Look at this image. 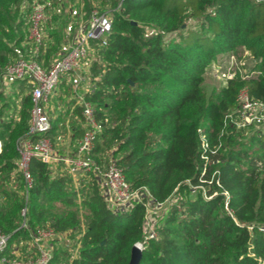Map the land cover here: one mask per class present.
Listing matches in <instances>:
<instances>
[{
  "label": "trees",
  "instance_id": "trees-1",
  "mask_svg": "<svg viewBox=\"0 0 264 264\" xmlns=\"http://www.w3.org/2000/svg\"><path fill=\"white\" fill-rule=\"evenodd\" d=\"M35 1L48 4L47 11L54 4L0 0V76L20 56L49 65L44 48L35 52L27 37ZM100 8L111 31L104 46L93 43L98 55L84 94L102 128L93 158L116 162L134 188L146 187L157 202L172 200L140 264H264V133L226 120L243 89L264 101V2L100 0ZM246 51L252 66L233 70L232 79L208 94L207 68L220 55L240 58ZM6 94L0 92V102ZM8 108L5 101L0 116ZM31 109L28 94L16 112L20 120L0 124V196L6 197L0 230L10 247L50 225L81 234L79 254L68 264H129L144 239L146 209L109 208L93 173L80 175L76 186L69 172L55 174L35 158L26 202L18 142L29 132ZM25 207L28 228L22 227ZM57 259L64 257L55 249Z\"/></svg>",
  "mask_w": 264,
  "mask_h": 264
},
{
  "label": "built area",
  "instance_id": "built-area-1",
  "mask_svg": "<svg viewBox=\"0 0 264 264\" xmlns=\"http://www.w3.org/2000/svg\"><path fill=\"white\" fill-rule=\"evenodd\" d=\"M258 1L264 2V0ZM47 8L48 4L35 1L28 15V39L34 45L35 52H38L40 47L46 48L49 44L45 33L49 20ZM110 31V16L93 10L85 25L77 30L67 47L55 56L48 66L32 57L24 56H20L8 66L0 76V92L9 91L16 82H26L30 89L32 109L29 132L18 142L20 157L17 161V172L22 174L26 184L27 194L23 193L26 202L28 191L33 186L30 165L35 158L50 166L53 171L61 163L68 168L78 170L77 173L74 172L76 178L73 177L76 186L79 185L77 177L91 172L98 178L104 200L112 210L129 212L137 204L145 207L144 239L135 244L143 251L146 242L157 238V228L162 217L161 209L168 207L172 200L169 199L164 203L157 202L146 187L134 188L126 180L125 174L116 162L110 160L105 165H100L94 160L93 152L102 128L96 120L93 105L84 96L79 97V103L85 118V128L77 142L75 156L68 159L61 158L56 153L52 137L49 135L53 129V121L48 113L49 104L61 79L70 73L79 72L88 61L89 54H95L97 51L93 43H98L100 47L104 46ZM233 77L234 73L229 72L226 80ZM76 78L77 84L81 78L79 75H76ZM77 87L78 85L75 86ZM238 103V109L228 114L226 120L237 129L251 127L264 129V101L251 98L248 90L243 89L238 96ZM202 146L204 149L208 148L205 139ZM1 151L0 140V153ZM21 215L22 227L28 228L27 207L22 209ZM80 238L81 234L73 237L69 233H59L47 225L30 232L29 240H21L10 247V236L0 230V264H51L57 242H60V245L66 248L74 258L79 254Z\"/></svg>",
  "mask_w": 264,
  "mask_h": 264
},
{
  "label": "rangeland",
  "instance_id": "rangeland-1",
  "mask_svg": "<svg viewBox=\"0 0 264 264\" xmlns=\"http://www.w3.org/2000/svg\"><path fill=\"white\" fill-rule=\"evenodd\" d=\"M54 4L51 3L48 9L49 20L45 29L46 38L49 41V44H47V47L43 49L46 51L45 53L47 57L46 61L49 63L59 52L63 51V49L67 47L69 41L72 39V36L77 32V30L85 25L86 21L90 16V11L91 10L99 11L101 9L100 0H54ZM107 10L109 11V9ZM52 31L58 32L57 39L56 37L54 38L52 37L51 35ZM97 55H98L97 51L95 52V54L94 53L89 54L88 63L86 62L87 65L85 64V66H83V68L79 72L70 73L61 79L58 87L56 88L53 94L52 99L50 100V103L52 102L54 104L55 106L54 108L69 107L71 105L70 103H76V101L71 100V96H76L77 93L81 95L80 97H82V95L85 96L84 94H86L89 91V89H91L90 87V85L92 84V81H90V77L92 75L91 67L94 64ZM253 62L254 61L252 57L249 55L247 51L244 52L240 56V58H236L235 56L233 58L231 55L218 56V61L212 64V66H209L204 74L203 86L205 90L207 91L208 94L212 93L213 91H217L219 88H221L226 84V78L229 72L233 73V70L242 69L243 67L249 69L252 66ZM246 71L243 70V72ZM72 75H74L75 77L76 75H79L81 78V81H79L77 84L75 83L76 85H78L77 88L72 86L73 82L69 86L66 85L67 77L71 79ZM72 79L74 81V78ZM6 93L7 94L5 95V101L7 102L10 101V108L5 110L6 112L2 116H0V124L10 121L13 117L14 118L16 117L15 120L17 121L20 120V117L17 113L21 109V102L23 98L26 95L30 94V89L26 82H16ZM76 98L79 99L78 96H76ZM5 101H1L0 106H2ZM50 110L51 108L49 106V111ZM73 114L78 116L79 120L83 124H85V118L82 115V108L80 105L76 106V109ZM72 121L74 120L70 118V120L67 123L70 128L75 127L74 124L75 122ZM57 123H59V121H57ZM254 130L256 129H252V131L250 130V133L254 132ZM262 130L263 131L261 132L264 133V129ZM82 132L83 130L81 131V133ZM72 136L73 135H70L69 138H72ZM71 147L72 145L70 146V148ZM56 149L58 150V153L61 155H66L67 152L70 150L69 148L66 149L65 146H60V147L57 146ZM74 154H76V152ZM74 156L73 154H69L70 158H73ZM106 156L108 155L106 154ZM62 167L65 170L64 174L66 172H69L72 177L76 178L75 173H77L78 170H75L72 167H70L69 169H67V167L65 166H61V168ZM2 204H6L5 196H0V205ZM165 208L167 209V207ZM164 209H161V216L164 214L166 210ZM55 249L56 251L59 250L62 257H64V260H59V259L54 261L52 260L51 264H68V260L71 257L70 252L67 251L66 248H65L66 250H64V248L61 247L60 242H57V246L55 245Z\"/></svg>",
  "mask_w": 264,
  "mask_h": 264
},
{
  "label": "crops",
  "instance_id": "crops-1",
  "mask_svg": "<svg viewBox=\"0 0 264 264\" xmlns=\"http://www.w3.org/2000/svg\"><path fill=\"white\" fill-rule=\"evenodd\" d=\"M87 63H88V61H87ZM87 63H86V65H87ZM72 78H74V81H73ZM72 78H71L72 79L71 80L70 78L67 77L66 85L69 86L73 82L72 86L75 87L76 86L75 83L77 82V78L74 75H72ZM90 80H91V77H90ZM91 86L92 85H90V87ZM76 96H78V98H79L81 95H79L77 93ZM76 96H71V100L76 101V103H70L71 105L69 107H67V108H63V107L54 108L55 106L51 102L49 104L51 110L49 111V109H48V113H49L50 117L53 119V121H59V123L56 124L55 132L50 133V136L53 139V143H54L55 149H56L57 146L58 147L65 146L66 149L67 148L70 149L67 152L66 155L59 154L58 150L56 149V153L61 158H65V159L70 158L69 154H73V156L75 155L74 153L76 152L77 142L82 137L83 132H84V128H85L84 124L79 120V117L73 114L75 109H76V106L80 105L79 99H77ZM58 110H60V111H58ZM70 118H72V120H74L72 122H75L74 123L75 124L74 128H70L69 125L67 124L68 121L70 120ZM82 130H83V132L81 133ZM70 135H73L72 138H69ZM71 145H72V147L70 148ZM61 166L67 167L64 164L62 165V163L59 164L58 168L54 170L55 174L56 173L57 174H64L65 170L63 169V167L61 168ZM67 169H69V168L67 167Z\"/></svg>",
  "mask_w": 264,
  "mask_h": 264
},
{
  "label": "water",
  "instance_id": "water-1",
  "mask_svg": "<svg viewBox=\"0 0 264 264\" xmlns=\"http://www.w3.org/2000/svg\"><path fill=\"white\" fill-rule=\"evenodd\" d=\"M141 257H142V251L136 246H134L131 250V259L129 264H140Z\"/></svg>",
  "mask_w": 264,
  "mask_h": 264
}]
</instances>
